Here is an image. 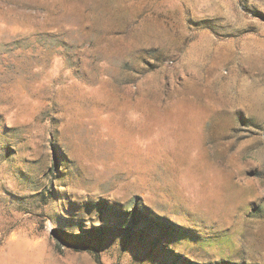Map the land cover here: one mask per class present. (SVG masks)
Segmentation results:
<instances>
[{"label": "rangeland", "instance_id": "1", "mask_svg": "<svg viewBox=\"0 0 264 264\" xmlns=\"http://www.w3.org/2000/svg\"><path fill=\"white\" fill-rule=\"evenodd\" d=\"M0 264H264V0H0Z\"/></svg>", "mask_w": 264, "mask_h": 264}, {"label": "trees", "instance_id": "2", "mask_svg": "<svg viewBox=\"0 0 264 264\" xmlns=\"http://www.w3.org/2000/svg\"><path fill=\"white\" fill-rule=\"evenodd\" d=\"M85 247H86V248H85L86 250H88V251L91 250V248H88V245H86Z\"/></svg>", "mask_w": 264, "mask_h": 264}]
</instances>
